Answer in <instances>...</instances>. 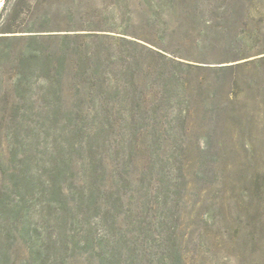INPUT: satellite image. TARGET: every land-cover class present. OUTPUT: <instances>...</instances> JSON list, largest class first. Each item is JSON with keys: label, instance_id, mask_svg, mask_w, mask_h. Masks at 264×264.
Returning <instances> with one entry per match:
<instances>
[{"label": "rangeland", "instance_id": "1", "mask_svg": "<svg viewBox=\"0 0 264 264\" xmlns=\"http://www.w3.org/2000/svg\"><path fill=\"white\" fill-rule=\"evenodd\" d=\"M0 178V264H264V0H0Z\"/></svg>", "mask_w": 264, "mask_h": 264}, {"label": "trees", "instance_id": "2", "mask_svg": "<svg viewBox=\"0 0 264 264\" xmlns=\"http://www.w3.org/2000/svg\"><path fill=\"white\" fill-rule=\"evenodd\" d=\"M8 155L14 154L13 149H10L8 152ZM16 156V153L14 154ZM15 172H9V176H15ZM18 176V175H16ZM25 179V178H23ZM8 186L5 183L4 178H0V213L3 211V209H12L13 206L11 205L10 195L7 190Z\"/></svg>", "mask_w": 264, "mask_h": 264}]
</instances>
